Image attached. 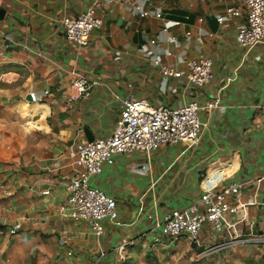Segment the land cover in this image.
<instances>
[{"label":"crops","instance_id":"0c3cea01","mask_svg":"<svg viewBox=\"0 0 264 264\" xmlns=\"http://www.w3.org/2000/svg\"><path fill=\"white\" fill-rule=\"evenodd\" d=\"M92 2L100 26L85 45L67 41L60 18ZM134 3L158 9L160 16H138L130 9ZM231 3L0 0V264H86L100 250L97 264H118V244L124 243L123 260L134 246L160 248L145 239L156 218L198 199L203 189L231 182L238 191L225 202L235 211L222 215L220 229L204 222L193 243L183 236L176 242L200 249L264 229V132L257 109L264 101V41L248 49L238 45L239 16L210 26L207 17ZM153 55L178 69L183 59L209 56L211 79L190 88L180 78L164 79ZM78 75L87 77L89 93L70 99V82ZM127 95L151 105L194 99L200 136L192 145L179 141L148 154H116L90 176V184L114 197L123 223L101 219L103 231L96 236L57 207L65 184L78 173L75 143L86 140L85 132L108 134ZM213 99L216 105L207 106ZM215 252L227 264H264V243L252 239Z\"/></svg>","mask_w":264,"mask_h":264},{"label":"built area","instance_id":"2783aa9c","mask_svg":"<svg viewBox=\"0 0 264 264\" xmlns=\"http://www.w3.org/2000/svg\"><path fill=\"white\" fill-rule=\"evenodd\" d=\"M93 7L94 2L78 14L63 15L60 18L62 34L67 41L76 45L87 44L91 29L101 24L100 17L93 13ZM130 9L138 16H160L158 9L144 8L141 3L132 4ZM231 16L242 17L234 35L238 45L248 49L255 43L264 41V0H233V3L224 7L221 14L215 15V19L221 23ZM188 34L189 31H186V38ZM148 41L153 45L156 43L154 38H149ZM163 54L169 55L170 51L164 49ZM150 60L162 78H180L188 88L201 86L212 76L211 58L206 55L181 60L183 69L162 61L157 55L151 56ZM224 80L227 81L228 78ZM70 87V99L85 97L89 93V81L85 75L75 77L70 82ZM216 103L217 100L213 99L206 105L212 107ZM198 109L199 105L194 99L176 106L151 105L145 99L133 95L121 99L118 114L108 134L75 143L74 164L78 173L64 186V202L57 207L59 214L74 220H83L96 236L101 235L103 231L101 219L123 224L117 219L114 197L90 184V176L99 173L104 164H111L114 156L119 153L137 151L148 154L161 145L179 141L187 145L196 143L201 131ZM257 109L260 130L264 132V101L257 104ZM237 191L238 187L233 182L210 187L203 189L198 199L184 206L168 209L147 229V234L151 233L148 240L150 245L166 248L181 236L193 243L204 222H208L213 230L218 231L222 215L235 211V206L227 204L225 197ZM9 232H14V228H10ZM249 239L264 243V229L250 238H224L202 247L200 252L209 254L228 243ZM123 246L124 243H120L115 248L118 264L123 262ZM102 254L100 250L97 256L88 259L86 264H97Z\"/></svg>","mask_w":264,"mask_h":264},{"label":"rangeland","instance_id":"374dc122","mask_svg":"<svg viewBox=\"0 0 264 264\" xmlns=\"http://www.w3.org/2000/svg\"><path fill=\"white\" fill-rule=\"evenodd\" d=\"M157 232L158 230H156ZM150 235L151 233L147 234L145 239L149 240ZM128 250L130 253L122 264H227V262L221 261L215 251L201 254V248H196L189 242L185 244L171 243L163 249L149 248V246L141 244Z\"/></svg>","mask_w":264,"mask_h":264},{"label":"water","instance_id":"95a60500","mask_svg":"<svg viewBox=\"0 0 264 264\" xmlns=\"http://www.w3.org/2000/svg\"><path fill=\"white\" fill-rule=\"evenodd\" d=\"M3 14H4V9L0 6V19L3 17ZM207 21L210 24V26H212V28H214V26L216 25L215 17L209 16V17H207ZM28 96L29 95H27V98H29ZM85 137H86V140L92 139V136L90 134H88L87 132H85Z\"/></svg>","mask_w":264,"mask_h":264}]
</instances>
